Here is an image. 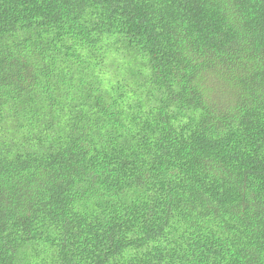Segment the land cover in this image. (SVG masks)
I'll use <instances>...</instances> for the list:
<instances>
[{"label":"trees","instance_id":"1","mask_svg":"<svg viewBox=\"0 0 264 264\" xmlns=\"http://www.w3.org/2000/svg\"><path fill=\"white\" fill-rule=\"evenodd\" d=\"M0 264H264V0H0Z\"/></svg>","mask_w":264,"mask_h":264}]
</instances>
